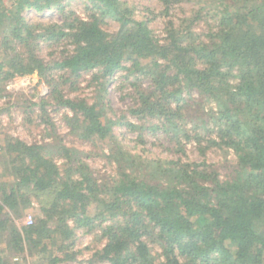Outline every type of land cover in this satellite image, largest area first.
Returning a JSON list of instances; mask_svg holds the SVG:
<instances>
[{"label": "trees", "instance_id": "1", "mask_svg": "<svg viewBox=\"0 0 264 264\" xmlns=\"http://www.w3.org/2000/svg\"><path fill=\"white\" fill-rule=\"evenodd\" d=\"M70 1L7 7L0 0V82L37 72L58 107L73 113L65 117L73 131L88 141L111 139L117 175L99 182L63 142L8 138L0 146V264H29L27 253L40 264H71V221L101 228L104 244L87 264H264V0H206L215 22L206 33L194 28L202 20L197 11V18L170 19L163 38L122 0H86L88 18L66 11ZM181 1L161 0L165 14ZM51 6L63 12L61 22L24 16ZM105 18L117 28H104ZM42 40L50 43V60L40 53ZM119 69L133 77L129 112L139 121L124 125L171 135L184 151L181 135L191 136L182 121L196 105L215 124L200 118L194 129L216 134L209 147L235 153L232 175L223 178L207 161L145 158L116 143L121 120L103 103L102 79ZM93 70L95 100L62 92V84L75 86ZM206 100L217 110L207 111ZM48 103H39L45 113ZM30 210L32 224L21 222Z\"/></svg>", "mask_w": 264, "mask_h": 264}, {"label": "rangeland", "instance_id": "2", "mask_svg": "<svg viewBox=\"0 0 264 264\" xmlns=\"http://www.w3.org/2000/svg\"><path fill=\"white\" fill-rule=\"evenodd\" d=\"M2 1L7 7H11L12 2L15 0ZM122 1L134 10L137 18L147 21L154 33L161 38L165 36V27L170 19L180 23L184 19L197 18V11L201 12L202 20L197 21L198 23L195 22L196 26L194 28L196 31L206 33L211 25L215 24L213 18H211L213 10L206 0H183L173 6L170 15L165 14V7L161 0ZM87 5L89 3L86 0H71L67 3L66 11L74 10L83 18H88ZM209 12L210 14L207 15ZM24 16L29 22H61L63 20V12L57 6H51L42 12L27 10L24 12ZM103 27L108 30H115L117 24L109 18H105ZM49 45L50 43L44 40L41 41L40 53L46 60L53 57L50 54L52 48ZM1 55L2 50H0ZM96 72L97 70L83 73L77 78L75 86L70 87V84H62V92L71 97L76 96L90 101L95 100L100 93V89L96 91L95 84L92 83L93 74ZM100 72L103 73L104 71L101 70ZM126 74L127 71L119 69L102 79L106 84V90L103 91V103L109 108L110 113L121 120L114 126L116 143L124 145L132 153L140 154L145 158L171 159L182 157L185 161H207L214 164L223 178L232 175L236 163L235 153L231 150L209 147V139L215 138L216 134L208 133L209 131L202 126L194 129V123L200 122V118H207L211 129L214 128L215 124L214 120L208 118L205 112L198 111L196 105L191 104L189 106L186 110V117L182 121L184 128L189 130L187 133L191 136V139H185V135L183 133L181 135L182 142L185 145L184 151L177 150L179 149L178 145L174 146L172 144L171 135L161 131L152 132L148 128L134 130L124 125L122 121L131 120L134 123H139L137 118L129 112L135 100L133 89L130 86L133 77H127ZM51 94V85L42 81L37 72L25 76H16L0 82V146L4 145L8 138H19L30 144L63 142L79 151V156L89 164L99 182L113 180L117 175V168L114 161L110 159L111 139H94L91 141L83 139L80 136L81 133L73 131L70 123L66 122L65 117L67 115L72 116L73 113L67 108L58 107ZM42 99L49 101L46 106V113L39 106ZM186 99L191 100L190 95H187ZM204 104L207 111L210 107L217 110L214 102H207L206 100ZM197 133L201 135V140L197 137ZM63 161V157L58 158L59 163L62 164ZM91 210L94 213V209ZM34 212L35 210H30L21 222L29 219L30 216H34ZM70 224L75 227L74 235L68 240L70 244L69 252L74 256L71 264H87L92 253L104 244L101 237V228L97 226L98 224L93 229L76 227V223L73 221ZM153 252L155 255L160 253L158 246H153ZM26 255L29 264H40L37 257L34 258L28 253ZM100 264L109 263L103 262Z\"/></svg>", "mask_w": 264, "mask_h": 264}, {"label": "built area", "instance_id": "3", "mask_svg": "<svg viewBox=\"0 0 264 264\" xmlns=\"http://www.w3.org/2000/svg\"><path fill=\"white\" fill-rule=\"evenodd\" d=\"M28 223H29V224H32V216L29 217V219H28Z\"/></svg>", "mask_w": 264, "mask_h": 264}]
</instances>
